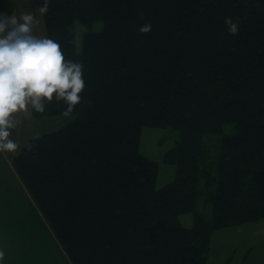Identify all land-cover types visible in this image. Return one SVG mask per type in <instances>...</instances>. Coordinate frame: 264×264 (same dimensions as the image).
<instances>
[{
    "label": "trees",
    "instance_id": "1",
    "mask_svg": "<svg viewBox=\"0 0 264 264\" xmlns=\"http://www.w3.org/2000/svg\"><path fill=\"white\" fill-rule=\"evenodd\" d=\"M43 17L86 85L70 121L28 138L12 165L71 264H207L216 230L264 219V0H49ZM97 20L77 52L73 23ZM65 108L54 99L31 113ZM224 123L234 130L213 178L201 139ZM143 126L181 131L163 156L175 178L159 189L158 162L139 151ZM200 177L215 184L210 221L196 210Z\"/></svg>",
    "mask_w": 264,
    "mask_h": 264
},
{
    "label": "rangeland",
    "instance_id": "2",
    "mask_svg": "<svg viewBox=\"0 0 264 264\" xmlns=\"http://www.w3.org/2000/svg\"><path fill=\"white\" fill-rule=\"evenodd\" d=\"M26 7L27 9L25 10L24 8ZM39 7L40 0H24V4H20L19 7L17 6V10H12L11 14L20 15L26 11H33L37 19V23L34 26V33L45 36L47 35L45 21L43 14L38 10ZM102 27L103 22L99 20L94 21L90 26L75 21L72 29L75 37L76 51H81L82 36L87 29L98 31L101 30ZM15 116L17 121L16 129L11 132V134L14 135L13 138L20 144V147L28 138L56 130L68 123L72 117L71 115L59 114L35 118L31 113L30 107L27 116L24 112H18ZM233 130L232 123H224L220 133H205L202 136L201 151L203 156L201 163L208 164L209 171L213 178H216L217 175V158L221 146L222 134H230ZM180 137V129L169 126H143L141 130L139 151L143 155L158 162V172L154 183L156 189L161 188L175 178V163L164 161L163 156L167 150L177 144ZM19 149L14 154H16ZM9 153L12 155L13 152ZM0 161L2 162L3 160ZM1 171L5 174L3 169ZM214 186V180L208 182L205 177H200V181L197 184L196 210L200 212L207 221H210L213 216L211 199ZM0 187H2L1 191H4V188L7 189L6 192H9L7 195H9L11 200L6 216L1 218L3 220V225L8 231L20 229V232L13 234V239L10 241L7 240V237L1 236L2 232L0 233V248L9 249L4 253L3 257H0V264H19L16 260L14 262L11 261V255L14 256L13 252H16L22 246L23 250H26L25 246L32 247L33 254L31 255L30 252L29 256L32 264H67V261L61 257L59 245L57 239L54 237L53 233H51L52 230L49 226L46 229L47 231L45 230V221L41 219L42 217L39 210L36 211V205L28 196L24 200L21 187L18 185ZM27 199L31 202L30 208L27 204ZM3 201L7 200L3 199ZM23 209H25L26 212H24ZM193 216V212H183L179 214L178 219L182 226L190 227L193 223ZM8 217H17L19 219L9 220ZM222 234H224L223 231L215 233L216 236H221ZM2 237L6 238V240L2 239ZM224 240L226 242L225 249H227L228 238ZM242 243V241H239V244L242 245ZM10 247L14 248L10 250ZM238 259L239 257H237V260ZM29 263L30 262H26L25 264Z\"/></svg>",
    "mask_w": 264,
    "mask_h": 264
},
{
    "label": "clouds",
    "instance_id": "3",
    "mask_svg": "<svg viewBox=\"0 0 264 264\" xmlns=\"http://www.w3.org/2000/svg\"><path fill=\"white\" fill-rule=\"evenodd\" d=\"M48 7L49 0H43L38 10L45 14ZM36 23L33 11L20 15L0 11V152L15 153L20 148L11 137L16 113L27 116L29 107L43 113L55 99L64 102V114L69 115L82 100L83 62L67 58L58 40L35 34ZM225 25L231 34L238 33V20L227 16ZM151 27L145 23L140 31L148 32Z\"/></svg>",
    "mask_w": 264,
    "mask_h": 264
},
{
    "label": "crops",
    "instance_id": "4",
    "mask_svg": "<svg viewBox=\"0 0 264 264\" xmlns=\"http://www.w3.org/2000/svg\"><path fill=\"white\" fill-rule=\"evenodd\" d=\"M20 4H24V0H0V11L11 14L12 10H17L16 8L17 6L19 7ZM24 9L26 10L27 7ZM15 129L16 128H13L11 132ZM11 137L13 138L14 135L11 134ZM13 154L14 153L10 155L7 151L0 152V160H3L2 162L0 161V186H20L21 193L24 194L25 200L27 195L26 191L12 165V158L15 155ZM2 169L5 174L2 173ZM1 190L2 187H0V233L2 232L1 236L7 237L3 233L8 229L3 225V220L1 218L6 216L11 200L9 195H7L9 194V192H6L7 189L4 188L5 192ZM3 199L7 201H3ZM27 204L30 207V201L28 199ZM23 211L26 212L25 209H23ZM8 219L15 220L19 218L8 217ZM219 231H223L224 234L216 236L215 233ZM3 237L2 239L6 240V238ZM10 238L13 239L12 237ZM10 238L7 237V240L10 241ZM225 238H228L227 249H225ZM239 241L243 242L242 245L239 244ZM13 248L14 247H10V250ZM25 248L26 250H23L22 246L16 252H13L14 256L11 255V261L14 262L16 260L19 264H25L26 262L32 264L29 256L30 252L31 255L33 254V249L29 246H25ZM0 250L6 253L9 249L0 248ZM59 250L61 252V257L67 261V264H71L60 247ZM237 257H239L238 260ZM207 264H264V219L216 230L211 237L210 248L207 253Z\"/></svg>",
    "mask_w": 264,
    "mask_h": 264
}]
</instances>
